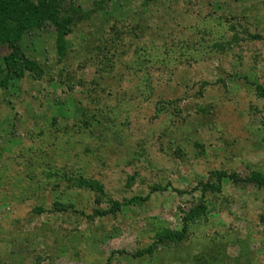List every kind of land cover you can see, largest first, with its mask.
I'll return each mask as SVG.
<instances>
[{
	"label": "rangeland",
	"instance_id": "obj_1",
	"mask_svg": "<svg viewBox=\"0 0 264 264\" xmlns=\"http://www.w3.org/2000/svg\"><path fill=\"white\" fill-rule=\"evenodd\" d=\"M64 9L0 90V264H264V0Z\"/></svg>",
	"mask_w": 264,
	"mask_h": 264
},
{
	"label": "trees",
	"instance_id": "obj_2",
	"mask_svg": "<svg viewBox=\"0 0 264 264\" xmlns=\"http://www.w3.org/2000/svg\"><path fill=\"white\" fill-rule=\"evenodd\" d=\"M64 3L65 0H0V47L8 50L6 55L0 54V90L6 89L11 80L23 78L26 72H39L37 65L25 57L21 50L24 37L33 31L53 26L57 33L58 55H63L65 37L73 24V16L67 14ZM222 177V174H218L217 184L207 183L204 188L217 191ZM244 182L263 187L264 177L255 173ZM146 199L147 197H133L128 202H143ZM114 210L115 204L112 207L113 213ZM181 237V234H175L172 240H179Z\"/></svg>",
	"mask_w": 264,
	"mask_h": 264
}]
</instances>
